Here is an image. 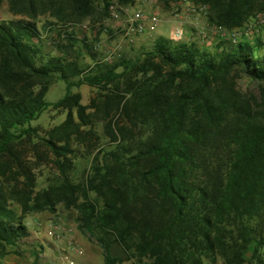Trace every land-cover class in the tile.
<instances>
[{"label":"trees","instance_id":"1","mask_svg":"<svg viewBox=\"0 0 264 264\" xmlns=\"http://www.w3.org/2000/svg\"><path fill=\"white\" fill-rule=\"evenodd\" d=\"M8 1L15 16L0 20V247L30 234L28 211L62 202L78 209L105 264L121 260L113 243L136 264H264V0H192L227 32L258 19L252 38L221 34L213 50L160 35L135 57L112 60L68 26L92 16L98 0ZM102 1L108 8L111 0ZM44 12L64 23L65 47L83 42L93 64L62 47L45 56L37 22ZM238 72L259 81L257 94L239 87ZM57 78L66 91L50 101ZM83 83L98 89L87 103L76 89ZM50 105L66 117L41 133L32 120ZM27 141L47 146L58 169L36 192L19 147ZM80 145L89 166L77 180ZM21 175L24 188L15 183Z\"/></svg>","mask_w":264,"mask_h":264},{"label":"rangeland","instance_id":"2","mask_svg":"<svg viewBox=\"0 0 264 264\" xmlns=\"http://www.w3.org/2000/svg\"><path fill=\"white\" fill-rule=\"evenodd\" d=\"M120 7V15L114 17L110 7H106L102 0H98L96 12L92 16L83 19L69 21V30L76 33L79 38H88L94 42L95 52L98 58L107 60L119 59L121 57L133 58L141 51L151 48L155 39L160 35H165L176 41H195L200 45L216 50L219 45L220 31L216 25L209 22L207 13L188 9L183 0H143L140 2L132 0L129 3H121L116 0ZM142 5L147 11H157L160 14V22L157 28L151 32L140 33L130 40L125 34L127 21L133 10ZM105 8L107 11L105 12ZM15 16L10 8L8 0L0 3V20ZM259 20H264V14L258 15ZM258 19L246 22L243 27L236 28L237 38L248 35L252 38L255 24ZM52 20L55 24L48 26L45 24ZM38 25L42 33V47L45 56L61 54L60 48L65 49L70 58L79 56V61L84 66L93 64V59L83 47L76 45L73 48L65 47L66 32L61 33L60 29L64 25L62 21L49 12L39 13L37 17ZM181 26L183 34L175 36V29ZM80 43V41H79ZM78 44V43H77ZM87 68V71L90 70ZM240 73V74H239ZM238 85L248 93L259 92V81L251 76L238 72ZM82 92L84 103L90 100L98 92V89L88 83H83L76 87ZM66 91V83L63 79L57 78L50 86L46 97L50 101L60 98ZM66 117V110L50 105L42 114L32 120V124L37 126L41 133L55 124L60 123ZM99 132H103V124L98 122ZM35 141V140H34ZM26 145L19 146L24 150V158L29 162V167L33 175L32 187L34 191H39L48 186L58 176V169L51 159L47 146L26 142ZM79 153L76 157L77 166L72 173L75 179H82L89 166V157L86 146L80 145ZM45 157L40 158V154ZM39 154V155H38ZM16 176V175H15ZM24 176L21 175L15 183L18 187L24 188ZM12 206L22 213V205L17 198H10ZM79 211L75 207H66L64 203L58 202L55 208H44L41 210H31L25 214V221L30 229V234L18 240L17 244H7L5 248L0 247V264H46L63 262L69 255L78 264H105L104 250L98 240L85 232L79 226ZM57 223V233L55 236L50 232L51 223ZM112 252L121 257L116 264H136L134 257H129L118 243H113ZM207 264H225L222 258L215 262L208 261Z\"/></svg>","mask_w":264,"mask_h":264},{"label":"built area","instance_id":"3","mask_svg":"<svg viewBox=\"0 0 264 264\" xmlns=\"http://www.w3.org/2000/svg\"><path fill=\"white\" fill-rule=\"evenodd\" d=\"M141 3L143 0H136ZM186 5L188 6V9L192 11L200 12L204 10L206 13H208V5L203 3H196L192 0H183ZM123 5H119V3L116 0H111L109 7L111 9V12L114 17H118L120 15V7ZM124 8H127V6H123ZM160 14L157 11H147L142 5H138L131 15L128 18L125 34L128 36L130 40H133L135 35H138L140 33L145 32H151L157 28L160 22ZM217 30L220 31L222 35L225 37L237 41V31L233 30L231 32H227L222 28H218L216 26ZM175 36L180 37L183 34L182 27L179 26L175 29ZM57 223H51L50 232L53 233L55 236H59V233H57ZM66 259L60 263H46V264H78L73 258H71L69 255H65Z\"/></svg>","mask_w":264,"mask_h":264}]
</instances>
